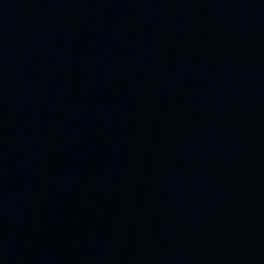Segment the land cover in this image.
Instances as JSON below:
<instances>
[{"label":"water","instance_id":"water-1","mask_svg":"<svg viewBox=\"0 0 264 264\" xmlns=\"http://www.w3.org/2000/svg\"><path fill=\"white\" fill-rule=\"evenodd\" d=\"M0 264H264V0H0Z\"/></svg>","mask_w":264,"mask_h":264}]
</instances>
